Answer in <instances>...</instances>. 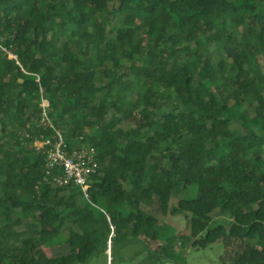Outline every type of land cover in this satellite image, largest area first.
Instances as JSON below:
<instances>
[{"label":"trees","instance_id":"1","mask_svg":"<svg viewBox=\"0 0 264 264\" xmlns=\"http://www.w3.org/2000/svg\"><path fill=\"white\" fill-rule=\"evenodd\" d=\"M0 40V264H163L179 241L264 264V0H0ZM55 129L96 150L90 200L46 179Z\"/></svg>","mask_w":264,"mask_h":264},{"label":"rangeland","instance_id":"2","mask_svg":"<svg viewBox=\"0 0 264 264\" xmlns=\"http://www.w3.org/2000/svg\"><path fill=\"white\" fill-rule=\"evenodd\" d=\"M136 2L137 0H133ZM122 21L120 19H116L115 24L119 25ZM123 24L127 25L126 21H123ZM199 68V66H198ZM235 113H238L239 110L234 109ZM131 123L129 122H118L117 127L126 128L130 126ZM180 195L175 196L173 195L170 199V205L175 206L178 202ZM157 203L154 204L153 207H144L145 210L149 213L155 214L159 220V229L161 234L168 229V235L175 236V235H185L189 234V226L187 218L184 215L177 214V215H163L158 207ZM217 220L211 222V226H214L219 223L227 224L229 218L227 216L221 217V215H216ZM110 244L108 242V249L107 253H110ZM152 246L156 247V242H152ZM177 256L169 261L164 262L163 264H221L220 256L225 250V245L222 241H216L207 247H196L192 245V241H187L186 244L182 247L181 242H177ZM139 246L137 244L127 245L122 248L119 252L122 255L118 264H139L140 254H136L138 251ZM54 258L56 263L61 262H68L72 258L70 253L69 247L67 245H57L49 252ZM110 255V254H109ZM127 257L126 259H123ZM112 258V256L110 257ZM109 258V260H110ZM109 262V261H108ZM92 264H106L104 259L100 258V260H95ZM109 264V263H108Z\"/></svg>","mask_w":264,"mask_h":264},{"label":"built area","instance_id":"3","mask_svg":"<svg viewBox=\"0 0 264 264\" xmlns=\"http://www.w3.org/2000/svg\"><path fill=\"white\" fill-rule=\"evenodd\" d=\"M0 47L8 52L2 46ZM10 58H17L9 52ZM42 113L41 123L45 126L54 128L49 113V102L44 97L41 102ZM36 148L39 152L46 154V179H49L57 186L75 185L83 191L84 197L90 200L89 188L91 185V176L97 172L99 163L96 160V150L88 144H80L77 147L70 148L62 132L55 129L53 138H45L36 142ZM111 245V242L109 241Z\"/></svg>","mask_w":264,"mask_h":264}]
</instances>
